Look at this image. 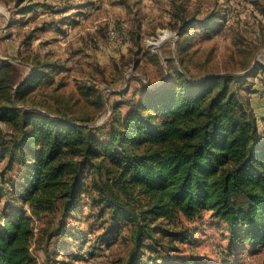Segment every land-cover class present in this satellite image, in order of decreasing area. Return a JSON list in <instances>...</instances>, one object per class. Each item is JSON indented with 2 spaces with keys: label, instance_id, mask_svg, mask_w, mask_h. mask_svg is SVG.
Listing matches in <instances>:
<instances>
[{
  "label": "trees",
  "instance_id": "trees-1",
  "mask_svg": "<svg viewBox=\"0 0 264 264\" xmlns=\"http://www.w3.org/2000/svg\"><path fill=\"white\" fill-rule=\"evenodd\" d=\"M178 61L169 60L159 86L142 85L137 99L124 101V113L92 126L18 107L53 65L35 61L24 79L0 59V123L12 128L8 135L0 130V157L21 170L10 212L0 215V264H37V250L48 257L87 192L111 220L129 226L123 264L143 261L144 240L156 229L166 232L163 223L202 212L225 226L230 243L264 249V130L238 85L264 74V66L195 78ZM38 220L44 225L36 229ZM83 244L75 247L80 258ZM175 264L204 263L186 257Z\"/></svg>",
  "mask_w": 264,
  "mask_h": 264
},
{
  "label": "rangeland",
  "instance_id": "rangeland-1",
  "mask_svg": "<svg viewBox=\"0 0 264 264\" xmlns=\"http://www.w3.org/2000/svg\"><path fill=\"white\" fill-rule=\"evenodd\" d=\"M23 7L31 11L21 14ZM110 29L117 31L116 38H109ZM164 32L168 37L160 43ZM0 59L15 64V72L24 79L35 61L53 65L18 107L32 106L98 126L109 122L116 111L124 113L128 108L124 101L137 99L142 85L159 86L170 59L177 65L181 59L195 78L247 74L257 65L263 67L264 0H0ZM263 81L259 71L238 83L260 131L264 130ZM114 104L119 105L116 110ZM0 130L8 135L12 128L0 123ZM20 171L16 163L0 157V215L10 212ZM66 221V230L52 240L48 257L35 251L37 264L127 261L129 226L111 220L107 210L94 205L89 192ZM35 224L39 229L44 221ZM162 225L166 232L156 229L154 238L144 240L146 264H157L150 262L155 258L173 264L186 257L204 264L264 260L263 248L230 243L228 230L209 212ZM80 243L84 244L78 254L84 258L75 254Z\"/></svg>",
  "mask_w": 264,
  "mask_h": 264
},
{
  "label": "built area",
  "instance_id": "built-area-1",
  "mask_svg": "<svg viewBox=\"0 0 264 264\" xmlns=\"http://www.w3.org/2000/svg\"><path fill=\"white\" fill-rule=\"evenodd\" d=\"M108 35L110 39H114L117 37L118 33L115 29H110L108 32Z\"/></svg>",
  "mask_w": 264,
  "mask_h": 264
},
{
  "label": "bare ground",
  "instance_id": "bare-ground-1",
  "mask_svg": "<svg viewBox=\"0 0 264 264\" xmlns=\"http://www.w3.org/2000/svg\"><path fill=\"white\" fill-rule=\"evenodd\" d=\"M167 34H168V33L164 32V33H163V34L160 36V38L165 40V38H167V37H168V35H167Z\"/></svg>",
  "mask_w": 264,
  "mask_h": 264
},
{
  "label": "crops",
  "instance_id": "crops-1",
  "mask_svg": "<svg viewBox=\"0 0 264 264\" xmlns=\"http://www.w3.org/2000/svg\"><path fill=\"white\" fill-rule=\"evenodd\" d=\"M43 6H44V5L41 4L40 7L43 8ZM73 7H74V6H73ZM73 7H72V8H73ZM54 8H55V7H54ZM54 8H52V9H54ZM70 9H71V8H70ZM71 10H72V9H71ZM82 10L84 11V8H82Z\"/></svg>",
  "mask_w": 264,
  "mask_h": 264
},
{
  "label": "water",
  "instance_id": "water-1",
  "mask_svg": "<svg viewBox=\"0 0 264 264\" xmlns=\"http://www.w3.org/2000/svg\"><path fill=\"white\" fill-rule=\"evenodd\" d=\"M163 40H164V39H161V38H160V41H159V42L161 43V41H163ZM160 43H159V44H160Z\"/></svg>",
  "mask_w": 264,
  "mask_h": 264
}]
</instances>
